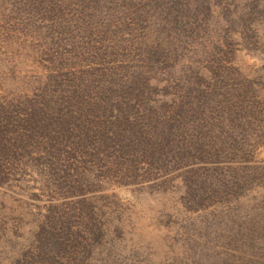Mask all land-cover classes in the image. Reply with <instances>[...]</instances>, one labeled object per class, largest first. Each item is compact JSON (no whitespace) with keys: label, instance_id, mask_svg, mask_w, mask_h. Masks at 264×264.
Segmentation results:
<instances>
[{"label":"rangeland","instance_id":"obj_1","mask_svg":"<svg viewBox=\"0 0 264 264\" xmlns=\"http://www.w3.org/2000/svg\"><path fill=\"white\" fill-rule=\"evenodd\" d=\"M0 264H264V0H0Z\"/></svg>","mask_w":264,"mask_h":264}]
</instances>
